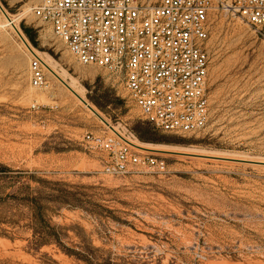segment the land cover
<instances>
[{
  "label": "rangeland",
  "instance_id": "obj_1",
  "mask_svg": "<svg viewBox=\"0 0 264 264\" xmlns=\"http://www.w3.org/2000/svg\"><path fill=\"white\" fill-rule=\"evenodd\" d=\"M39 1L0 0L16 17L0 9V264H264V38L216 11L210 121L166 133L120 80L74 59L33 15ZM14 25L121 134L164 149L166 172L103 174L83 138L112 131L46 68L48 88L31 85ZM40 209L58 239L39 241Z\"/></svg>",
  "mask_w": 264,
  "mask_h": 264
},
{
  "label": "built area",
  "instance_id": "obj_2",
  "mask_svg": "<svg viewBox=\"0 0 264 264\" xmlns=\"http://www.w3.org/2000/svg\"><path fill=\"white\" fill-rule=\"evenodd\" d=\"M219 9L264 38V0H40L32 12L79 64L120 80L144 120L162 132L190 134L211 117L209 41ZM25 41L30 83L48 88L44 60ZM83 142L102 154L105 175L167 170L165 159L118 134L87 133Z\"/></svg>",
  "mask_w": 264,
  "mask_h": 264
},
{
  "label": "bare ground",
  "instance_id": "obj_3",
  "mask_svg": "<svg viewBox=\"0 0 264 264\" xmlns=\"http://www.w3.org/2000/svg\"><path fill=\"white\" fill-rule=\"evenodd\" d=\"M28 10H29V8H28ZM27 11V10H26ZM23 15V14H22ZM9 16V15H8ZM10 17V20L6 17V22H8V24H10V23H14L15 22V20H16V17L15 16H9ZM19 18V17H18ZM12 21V22H11ZM15 24V23H14ZM16 28H17V30L19 31V32H21L20 31V29L17 27V25H16ZM15 29V28H14ZM17 30H16V32H17ZM22 43L25 45H27V43H26V41H25V39L24 38H22ZM37 53L43 58V60H44V65H45V68L47 69V71L49 72V74L51 75V76H53L56 80H58V82L60 81V82H62L63 84H65L66 86H67V88H69L72 92H74L76 95H78V98L85 104V106L87 107V109L92 113V114H95L97 117H99L100 118V120L112 131V133H115V134H118V135H120V136H122L123 138H126L129 142H131L132 144H134V145H136V146H138V147H140L142 150H144V151H150V152H153L152 150H157V151H163L164 149H161V148H159V149H152L151 147H149V146H146V145H144L143 143H141V142H139L138 140H136V139H132V138H130V137H128V136H125V135H123V134H121L120 132H119V129L115 126V125H113L109 120H107L105 117H103L101 114H100V112L98 111V109L92 104V103H90L87 99H86V97L84 96V94H83V92L80 90V91H78L76 88H75V85L74 84H71V83H69V82H67L66 80H65V75L63 76V75H61L56 69H55V67L53 66V64L49 61V60H47L44 56H42L41 55V53L39 52V51H37ZM82 72V71H81ZM85 75V74H84ZM75 88V89H74ZM80 92V93H79ZM44 98V97H43ZM80 101V102H81ZM161 147V146H160ZM163 148V147H162ZM167 148V147H166ZM169 148V147H168ZM167 148V149H168ZM167 149H166V151H167Z\"/></svg>",
  "mask_w": 264,
  "mask_h": 264
},
{
  "label": "trees",
  "instance_id": "obj_4",
  "mask_svg": "<svg viewBox=\"0 0 264 264\" xmlns=\"http://www.w3.org/2000/svg\"><path fill=\"white\" fill-rule=\"evenodd\" d=\"M25 33L29 37H32V29L31 28H25ZM37 216H38L37 217L38 223L41 224V226L44 228V230H43L44 236L39 237V241H41V243H44V242L48 241V239L51 237H55V239H58V234L55 232V229L53 227H51L49 222L45 219L41 209L38 210Z\"/></svg>",
  "mask_w": 264,
  "mask_h": 264
},
{
  "label": "water",
  "instance_id": "obj_5",
  "mask_svg": "<svg viewBox=\"0 0 264 264\" xmlns=\"http://www.w3.org/2000/svg\"><path fill=\"white\" fill-rule=\"evenodd\" d=\"M0 9L3 11V13L5 14V16L10 20V17L8 16V13L5 11V9L3 8L2 4L0 3ZM13 28H15V31L17 30L16 26L14 25ZM21 38H23L21 32H19L17 30L16 32Z\"/></svg>",
  "mask_w": 264,
  "mask_h": 264
}]
</instances>
